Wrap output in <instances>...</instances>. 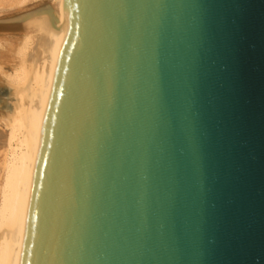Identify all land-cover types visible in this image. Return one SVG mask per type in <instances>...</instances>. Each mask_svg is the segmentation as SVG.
<instances>
[{"label":"water","instance_id":"water-1","mask_svg":"<svg viewBox=\"0 0 264 264\" xmlns=\"http://www.w3.org/2000/svg\"><path fill=\"white\" fill-rule=\"evenodd\" d=\"M19 264H264V0H67Z\"/></svg>","mask_w":264,"mask_h":264},{"label":"bare ground","instance_id":"bare-ground-1","mask_svg":"<svg viewBox=\"0 0 264 264\" xmlns=\"http://www.w3.org/2000/svg\"><path fill=\"white\" fill-rule=\"evenodd\" d=\"M1 1L22 5L27 0ZM66 7L67 0H49L0 17V33L19 35L15 45L0 50V127L5 128L0 154V264L20 263L33 167L65 35ZM6 61L11 71L2 66Z\"/></svg>","mask_w":264,"mask_h":264},{"label":"rangeland","instance_id":"rangeland-1","mask_svg":"<svg viewBox=\"0 0 264 264\" xmlns=\"http://www.w3.org/2000/svg\"><path fill=\"white\" fill-rule=\"evenodd\" d=\"M49 0H27L24 4L22 5H10V2H6V1H1L0 2V17H6V16H9V15H13V14H17L21 11H24L26 9H29V8H32V7H35L41 3H45ZM7 35H6V34ZM4 34L6 35H3V33H0V50H3L5 47L8 46H11V45H15V40L16 38L19 36V35H16L14 34L12 31H9V32H5ZM13 33V34H12ZM2 34V35H1ZM11 34V35H10ZM14 35V38L12 37ZM15 35L17 37H15ZM1 36H4V37H1ZM10 37V38H8ZM12 37V38H11ZM13 39V41H11ZM15 39V40H14ZM19 40V37L17 38ZM18 42V41H17ZM8 48V47H7ZM9 52H6L3 56L6 57L8 56ZM3 68L8 70V71H11L10 70V66L8 64V62L6 61L5 63L2 64ZM4 139H5V128L4 127H0V154L2 153L3 149H4Z\"/></svg>","mask_w":264,"mask_h":264}]
</instances>
